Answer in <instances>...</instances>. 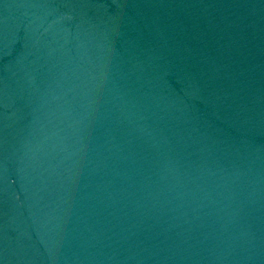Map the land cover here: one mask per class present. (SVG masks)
Masks as SVG:
<instances>
[{
	"label": "water",
	"instance_id": "1",
	"mask_svg": "<svg viewBox=\"0 0 264 264\" xmlns=\"http://www.w3.org/2000/svg\"><path fill=\"white\" fill-rule=\"evenodd\" d=\"M0 264H264V0H0Z\"/></svg>",
	"mask_w": 264,
	"mask_h": 264
}]
</instances>
